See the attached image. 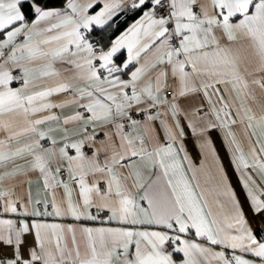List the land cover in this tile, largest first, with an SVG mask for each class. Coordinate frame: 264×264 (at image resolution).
Masks as SVG:
<instances>
[{
    "label": "snow or ice",
    "instance_id": "obj_1",
    "mask_svg": "<svg viewBox=\"0 0 264 264\" xmlns=\"http://www.w3.org/2000/svg\"><path fill=\"white\" fill-rule=\"evenodd\" d=\"M186 128L213 159L224 131L264 229V0H0V264H264Z\"/></svg>",
    "mask_w": 264,
    "mask_h": 264
},
{
    "label": "crops",
    "instance_id": "obj_2",
    "mask_svg": "<svg viewBox=\"0 0 264 264\" xmlns=\"http://www.w3.org/2000/svg\"><path fill=\"white\" fill-rule=\"evenodd\" d=\"M97 9H93L95 11ZM18 86V84L14 83L13 87ZM54 99H58L54 97ZM234 131L237 132V137L245 144V151H247L246 141L243 138L242 132L239 127H234ZM157 132L159 133V138L161 141L165 138V133L160 126H157ZM185 136L183 138V147L184 152H181V157L185 153H187L189 159L183 161L185 169H190L194 167L198 171L196 172L197 179L192 181L193 185L197 182L201 185L202 189H206V196L208 200L211 202L216 198V193L213 191L215 188L216 183L219 181L221 172L224 176L227 177V183L231 190L235 193L237 199L244 203V208L246 214L248 215L249 219L253 220V227L259 230L264 234V229L259 227L260 221L259 218L253 219L251 212L248 210V201L246 200L247 197V190L243 186V180L241 179V172L238 170L237 165L234 161V156L232 152V148L229 145L228 138L225 136L223 130L217 128L210 133L213 146L215 149V159L211 156H206L203 150L199 147V140L197 139L196 135L191 132V129H185ZM217 162L219 164V168L217 167ZM189 177H191L192 172L188 171ZM257 181L259 183L260 178L257 177ZM201 189H197L199 192ZM32 192L35 196L37 192H40L43 195L41 187L39 184L33 183L32 185ZM220 200L224 203H227V197L221 195ZM49 222H63L65 224L74 223L71 218H66L63 221L56 220L53 221L52 218H48ZM82 223H90V222H83ZM257 234V231H256ZM258 236V234H257ZM260 236H258L259 238ZM29 242H31L32 238L29 237ZM217 250H220L219 248ZM179 261L180 257H176Z\"/></svg>",
    "mask_w": 264,
    "mask_h": 264
},
{
    "label": "trees",
    "instance_id": "obj_3",
    "mask_svg": "<svg viewBox=\"0 0 264 264\" xmlns=\"http://www.w3.org/2000/svg\"><path fill=\"white\" fill-rule=\"evenodd\" d=\"M45 2L50 6V7H60L64 0H45ZM136 18V15L132 14H121L116 18V23L119 25L118 28H116L115 32H113V36L119 35L120 32H122L129 24H131ZM95 35V33H93ZM123 59V56L121 57ZM258 236L262 237L264 234L257 230Z\"/></svg>",
    "mask_w": 264,
    "mask_h": 264
}]
</instances>
